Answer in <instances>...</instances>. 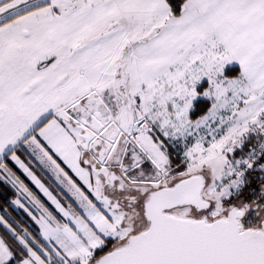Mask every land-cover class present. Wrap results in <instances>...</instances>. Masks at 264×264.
<instances>
[{"label": "snow or ice", "instance_id": "6c2138e0", "mask_svg": "<svg viewBox=\"0 0 264 264\" xmlns=\"http://www.w3.org/2000/svg\"><path fill=\"white\" fill-rule=\"evenodd\" d=\"M0 264H264V0H0Z\"/></svg>", "mask_w": 264, "mask_h": 264}]
</instances>
